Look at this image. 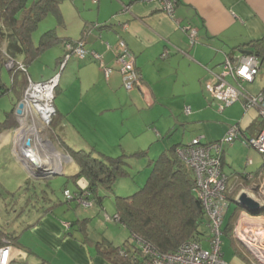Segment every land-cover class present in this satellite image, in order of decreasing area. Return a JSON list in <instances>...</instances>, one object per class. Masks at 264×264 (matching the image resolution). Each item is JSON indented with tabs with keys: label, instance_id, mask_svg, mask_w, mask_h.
<instances>
[{
	"label": "crops",
	"instance_id": "obj_1",
	"mask_svg": "<svg viewBox=\"0 0 264 264\" xmlns=\"http://www.w3.org/2000/svg\"><path fill=\"white\" fill-rule=\"evenodd\" d=\"M116 1L119 3L111 0L92 1L96 4L95 16L85 18L79 36H59L71 40L82 37L86 48L99 53L102 63L114 68V71L105 77L100 62L91 55L85 59L72 55L59 69L61 73L53 102L55 119L52 122L55 126L50 128L57 146L52 139L42 136L40 138L46 140L51 149L34 144L44 169L32 172V168L23 162L21 155H26V149L23 150L24 143L21 146L17 144L16 134H22L16 132L15 127L0 128V227L15 237L9 242L7 264H113L108 257L99 254L97 244L102 242L103 249H107L106 246L124 248L129 233L123 225L111 221L110 216H113L114 211L109 214L104 210V199L98 203L96 199L89 198L86 205L73 201L76 208H84L74 211H71L72 201L65 205H54L57 200L55 190L52 191L45 184L48 183L54 189L56 183L52 181L53 176L42 178L37 176V172L63 175L58 183H65V188L71 191L69 178L76 173L77 165L65 145L74 149L97 150L100 149L98 143L105 146L117 144L121 149L122 146H132L136 150L134 152L146 151L140 157L147 160V175L150 159H155L174 144H185L183 137L181 141L176 140L177 137H171L169 143H164V147L160 144L157 150L151 152L153 143L165 136L193 129V124H196L197 133L201 132L198 134L201 140H219L227 127L218 129L210 125L212 120L208 119L209 113L203 109L206 99L204 92L207 91L204 85L212 80L209 71H221L227 56L252 53L250 50H253V44L264 39V0H177L173 17L153 4L139 0ZM186 25L196 28L197 36L193 44H190L188 36L182 31V27ZM86 26L89 27L84 29ZM85 30L89 33L86 38L82 35ZM119 39L133 53L135 71L139 78V85L133 84L129 91L125 90L123 75L117 70L115 63L114 47ZM1 45L4 47L5 41ZM58 45L60 54L55 58L53 68L34 81L47 79L56 72L63 54L62 44ZM243 50L249 52H242ZM259 61V71L253 81L241 85L243 92L255 94L264 89L262 60ZM69 73L75 78L76 93L70 99L59 94V91L64 90L62 76L65 74L64 77H67ZM29 77L31 78L30 75ZM255 82L256 88L253 86ZM60 95L63 97H59ZM13 102L15 101L11 98L10 108L13 107ZM185 105L190 107L189 114L182 111ZM10 108L0 112V122L4 112ZM15 108L16 106L14 110ZM233 111L231 123L237 128V140L232 142H238V147H233L232 157L246 147L242 141L257 135L264 125L254 108L244 109L239 105ZM13 114L16 126H20L16 114ZM131 115V119L136 122L137 115L140 120L150 118V121L142 122L141 129L145 137L138 136L141 133L138 132L139 125L135 127L133 124L130 127L128 124L127 128L124 125V121ZM109 137L114 140L110 144ZM32 140L34 142L33 138ZM97 151L115 156L103 149ZM220 151L223 170L227 165L223 146ZM229 166L226 169L228 171L223 172L228 177L227 194L232 192L234 200L245 192L242 191V185L246 187L251 181L264 180V176L260 177L264 174V154L259 158L250 154L243 164L232 160V166ZM75 184L81 189L87 185V181L80 177ZM26 186L31 189H26ZM130 186L134 187L132 184ZM43 189L45 197L41 196L42 200L22 206L24 200L32 198L33 190L42 194ZM104 189L98 190L103 198L105 195L100 192ZM253 189L256 190L255 187ZM105 193L108 194L107 191ZM19 194L21 197L17 198ZM247 195L256 201L262 199L257 196V191ZM109 199L112 201L113 197L109 196ZM262 201L259 202L260 208L264 206ZM1 210L4 212L1 213ZM102 211L103 217L100 216ZM246 213L254 217L253 220L264 218L263 213L253 214L248 210ZM104 220L115 222L119 227H108ZM236 264L243 263L236 260Z\"/></svg>",
	"mask_w": 264,
	"mask_h": 264
},
{
	"label": "trees",
	"instance_id": "obj_2",
	"mask_svg": "<svg viewBox=\"0 0 264 264\" xmlns=\"http://www.w3.org/2000/svg\"><path fill=\"white\" fill-rule=\"evenodd\" d=\"M48 14L55 16L57 24L63 23L59 0H31L29 2L28 0H0V96L11 94V98L15 101L12 104L13 107L4 112L0 128L16 127L13 114L14 106L21 99L27 85L28 65L43 51L63 41L71 40L59 37L53 27L44 31L37 43L33 41L32 33L38 23ZM3 41H5L4 47L1 45ZM263 44L264 39L258 40L253 44V50H250L258 58L264 55ZM4 53L14 58H20L26 67V71L7 70L10 78L9 84L3 82L1 77L2 69L5 68L3 64L6 60ZM179 146L182 145L174 144L162 151L155 159L148 161L150 173L143 186H140L132 194L116 195L112 199L114 214L110 216L111 220L123 225L129 233L124 248L106 246L107 249H103L102 242L97 244L99 254L108 257L107 259L111 260L113 264H144L146 255L140 246L134 241H130L132 235L161 253L175 250L186 240H201L202 237L207 236V220L199 200L192 191L194 176L176 154ZM65 148L77 165L76 173L70 175L69 178L71 192L79 195L83 193V190L75 184L77 179L83 177L87 181L86 191L88 192V195H83L85 200L93 198L101 203L103 196L98 194L99 188L111 189L119 177L127 175L123 168L124 157L127 156L125 153L110 156L93 148L74 149L67 145ZM145 153L146 151H139L130 155L140 157ZM242 177L245 176L242 175ZM45 184L52 191L55 190L48 183ZM229 184L228 181V186H230ZM25 188L31 189L28 186ZM64 189H66L65 183L62 185V194ZM44 194L45 190L43 189L41 196L45 197ZM31 196L38 198L36 190H33ZM32 198L28 197L24 200L22 206L42 200L40 198L33 200ZM227 199L229 201L228 208L230 202L234 203V207L227 220L223 221L221 230L231 239L234 249L237 250L232 236V227L234 218L242 207L232 199V192L227 194ZM70 202L57 199L53 204L61 205ZM259 213L264 214V206L260 208ZM14 239L15 237L10 232H5L0 227V245L3 244V240H8L11 243V240Z\"/></svg>",
	"mask_w": 264,
	"mask_h": 264
},
{
	"label": "built area",
	"instance_id": "obj_3",
	"mask_svg": "<svg viewBox=\"0 0 264 264\" xmlns=\"http://www.w3.org/2000/svg\"><path fill=\"white\" fill-rule=\"evenodd\" d=\"M92 1L96 2L97 0ZM139 1L153 4L170 17H173L177 3V0ZM182 31L188 36L190 44L196 41L197 32L195 27L186 25L182 27ZM106 46L108 48V43ZM62 49L63 54L59 62L60 68L72 55L79 59H85L91 55L94 60L100 62L105 77H108L114 71V68L102 63V57L99 53L89 51L86 48L83 39L63 41ZM114 49L115 63L118 66L117 70L123 75L124 85L127 88H130L133 84L139 85L133 53L122 39L117 41ZM4 54L6 60L3 65L6 69L26 71L22 60ZM259 67L260 61L255 54L243 53L236 57L227 56L222 63L221 71H209L212 80L206 84V89L213 100L218 103L219 109L237 100H242L245 109H256L264 121V89L255 94L243 92L241 89L243 83L253 81ZM58 73L40 81H33L28 77L27 85L20 100L23 107L21 112L16 114L19 124L21 119L26 122L36 119L41 128L49 125L55 114L53 102L59 80ZM226 77H230L232 81L227 80ZM184 111L189 113L190 107L185 106ZM236 136L237 128L235 125H231L222 139L202 142L201 137H196L192 138L190 143L179 146L176 150V154L185 167L193 173L194 186L192 191L199 200L207 220L208 234L206 240L209 243V249L203 247V239H191L182 242L173 251L161 253L153 250L148 244L142 243L132 235L130 241H134L140 246L146 255L144 264H229L223 260L221 252V227L229 201L227 199V176L222 170L220 150L222 143L232 142ZM243 142L256 148L259 153L264 154V126L257 135L245 138ZM255 183L254 187L260 195L257 196L264 199V180ZM81 190H83V193L79 195L64 189V199L68 202L74 201L77 204L86 205L87 200L83 198V195L87 193L86 186L81 187ZM239 213L240 217L236 218L232 228V236L247 247L251 258H253L251 264H264V218L253 220L254 217L243 214L242 211ZM9 248V241L3 240V244L0 245V264L8 263Z\"/></svg>",
	"mask_w": 264,
	"mask_h": 264
},
{
	"label": "rangeland",
	"instance_id": "obj_4",
	"mask_svg": "<svg viewBox=\"0 0 264 264\" xmlns=\"http://www.w3.org/2000/svg\"><path fill=\"white\" fill-rule=\"evenodd\" d=\"M29 1H31V0H28V2ZM111 1H113L114 3H117V4L119 3L116 0H111ZM95 5L96 4L93 3L92 0H59V8H60V12L62 14L63 23L57 24L55 16L52 14H48L46 17H44V19L42 21H40L38 23L37 28L32 33L33 41L35 43H37L41 34L44 31H46L50 28H53V27L55 28L56 34L58 36L68 35V36H72L74 38L78 37L79 34L81 33L80 32L81 27L83 26L82 24L85 22V18H90L92 16H95V11H96ZM87 27H89V26H86L84 29H87ZM88 34L89 33H87V30L82 31V35H85V38H86V36H88ZM77 40H74V41H77ZM70 41H73V40H70ZM59 46L60 45H58V46L54 45L51 48L43 51L35 60H33L28 65L27 71H28V74L33 79V81L35 79H39L41 75L47 73L49 70L51 71V68H53V63L55 61V58L60 54V53H58L60 51ZM17 59L20 60V58H17ZM259 59L262 60L261 72L264 73V57H261V58L259 57ZM47 66H49V67H47ZM59 69H61V68H60L59 63H58V66H57V69L55 72V73L59 72L58 76H60V73H61V71ZM7 70L8 69H5V68L2 69L1 77H2L3 82H6L7 84H9L10 78H9V74H8ZM10 70H14V69H10ZM64 75L62 76V79L64 81L62 88L64 90L59 91V94L65 95L68 99H70V97L74 98L75 94H76L75 93V80H74L75 78H74V76H72L71 73H69V75L67 77H64ZM226 79L229 81H232L230 79V77H226ZM205 85H204V89L206 90ZM66 86H67V88H66ZM253 86L256 88V86H257L256 82L254 83ZM124 88L127 91H129L131 89V88H127L125 85H124ZM133 88H136V87L134 86ZM55 92H56V90H55ZM204 93L206 95V99H205V106L203 107V109L207 110V112L209 113L208 119L212 120L209 124L216 126L218 129H222L223 126L227 127V129L223 132V134L220 137V139H222L223 137H225L229 127L231 125H234V123H231L232 122V113H234L233 110H235L236 107H238L239 105L243 106V104L240 100H237V101L233 102L232 104L226 105L222 109H219L218 103L213 100L211 95L209 93H207V91ZM59 97L62 98L63 96L60 95ZM10 99H11V94H9V95L4 94V95L0 96V112L3 109L10 108V106H11L10 105L11 104ZM21 99H22V97H21ZM185 106H187V105H185ZM185 106H183L182 111L184 114H189L190 112L186 113L184 111ZM54 109H55V107H54ZM131 117H132V115L130 116L129 119H126L124 121V123H125L124 125H126V128H127L128 124H130V127L133 124H135V127L139 125L140 128H139L138 132H141V133H139L138 136L139 137H145L144 131L141 129L142 122L143 121H150V118L147 117L146 119L140 120L138 115H137V117H136L137 122H136V121H133L134 119L132 118L133 119L132 120ZM54 119H55V114L53 115V118L51 119L48 126L42 127V128L40 127V129H39V127H36V135L31 134L30 137L34 139V142L35 141L38 142V147L43 146V142H47L46 140H42L40 138L41 136H42V138H45V137H47V139L49 138L48 140L52 139L53 143L56 145V141L54 140L55 138L52 137L51 131H50V128L55 126L54 124H52L53 123L52 121H54ZM33 123H34V121H33ZM33 123H32V121H28L27 123H24V124L27 126H30V125H33ZM21 126H22V122L20 121V126L17 125L15 127L16 132L21 128ZM196 127H197V125L193 124V129H188L182 133L180 131L178 134H176L177 132H175L172 135H170V137L165 136L160 141H155L153 143L152 148H151V152L154 150H157L158 147H160V144H162L164 147V143H169L170 142L169 139L171 137H177L176 140H180V141L182 140L181 138L183 137L185 144L190 143L192 138H196V137L200 136L198 134H201V132L197 133ZM16 137H17V134H16ZM124 137L125 136H123V138ZM92 138H93V136H92ZM111 140H113V138L109 137V144H110ZM201 141L205 142L204 140H201ZM161 142H163V143H161ZM242 144L245 145L246 147H249V149L246 147H245L246 149L242 148L239 152L237 151L238 154H234L233 157H232V150H233V147H238L237 146L238 142H228V143H223L221 145V147L222 146L224 147L228 166L229 165L232 166V160H236L237 164L239 162H241L243 164L245 162V160L248 158V156H250V154L256 155L258 158L261 157L262 154H260L256 148L243 143V141H242ZM116 145L117 144H114L113 146H105L103 143L102 144L98 143V146L100 149L97 148V150L103 149V150H106L107 153L114 154L115 156L121 154L122 152L127 154V156L124 157L125 164L123 165V168L127 172V175L119 177L114 182L111 189H107V190L104 189L100 192V193L103 192L102 195L103 194L105 195L103 198L104 199L103 200V206H104V210L109 214H111L114 211L112 204H111L112 201H111V199H109V196L114 198V196L119 195V194H125V195L132 194L135 190H137L139 188L138 186L144 185L146 178H147L148 174L150 173V171H149V173L147 175L145 174V170L147 169V167H146L147 160L145 161L144 157H136V156L130 155V154H133L134 151H136L135 149H133L132 146L130 148L122 146V149H121L120 146H116ZM135 148H137V147H135ZM94 150H96V149H94ZM37 151H38V149H37ZM157 154L155 156H157ZM227 165L224 166L223 170L228 171V170H226V169H228ZM37 176H43V178L44 177L50 178L53 176L54 179H52V181L54 183H56V186L54 188L55 193H56L55 195L57 196L58 200L59 199L65 200L64 199L65 197L62 194V184L58 183L59 180L62 179L63 175L55 174V172H43V171H41L40 173H38ZM263 176H264V174L262 173L260 177H263ZM255 182L256 181H251V183L249 185H247L246 187L244 185H242V187H243L242 191H245L246 194L247 193L250 194L252 191H254L256 193V190L253 189L254 184H256ZM130 183L132 185H134V187L130 186L131 185ZM70 187H71V182H70ZM104 191L105 192L107 191L108 194H106ZM121 191L123 193H120ZM16 197L17 198L21 197V195L19 194ZM40 197H41V194H38V198H40ZM2 198H3V195H2ZM17 198L15 199V202H17ZM1 200L2 199L0 198V202H1ZM261 201H262V203H264V199L258 200L257 202L259 203ZM32 203H33V201H32ZM71 203H72L71 204V207H72L71 211H74L75 209H77V210L84 209L81 206H78L77 208L75 206H73L74 205L73 201ZM10 207H12V206L10 205ZM233 207H234V203L230 202V207L227 209V213L225 215L224 221L227 220L228 215H229V213H231V210L233 209ZM241 207L242 208L239 210V212L242 211L243 214H247L246 213V211H247L246 207H244L243 205ZM12 209H13V207H12ZM69 211H70V209H69ZM3 212L4 211L1 210V213H3ZM239 212L236 214V216L234 218L235 219L234 222H236V218L238 219L240 217ZM249 212H251V211H249ZM103 214H104V212L102 211L100 213V216H102ZM104 222H106V225L108 227H113L114 225H116V226L118 225L115 222H109V220H104ZM117 227H119V226H117ZM232 233H233V231H232ZM202 239H203L202 240L203 247L206 249H209V243L206 240L207 237L206 236L202 237ZM220 239H221L222 258L225 262H227L229 264H236V260H237L238 262H240V263L242 262L243 264H251L252 263L253 258H251V254L249 253L247 247L244 246L243 243L238 242L235 238H233L234 243L237 247V250H235L234 246L232 245L231 239L226 234L222 233ZM234 257H237V259H234Z\"/></svg>",
	"mask_w": 264,
	"mask_h": 264
},
{
	"label": "bare ground",
	"instance_id": "obj_5",
	"mask_svg": "<svg viewBox=\"0 0 264 264\" xmlns=\"http://www.w3.org/2000/svg\"><path fill=\"white\" fill-rule=\"evenodd\" d=\"M20 121L22 122V126L17 132H20L23 137L20 135H17V140H18L17 144L21 146L24 143L23 150H24V148L26 149V155H21L22 160L24 163H26L27 165H29L32 168V169L30 168L32 172L35 171L36 169H42V168L44 169L43 162L40 160V158L36 154L37 149L35 147L36 146L38 147V142H36V141L33 142L32 138L30 137L31 134L36 135V127H39V129H40V125L38 124L36 119L33 120L34 123L32 121L33 125H30V126H27L24 124V123H27L28 121L26 122L23 119H21ZM28 141H29V143L27 144ZM34 144H36L35 147H34ZM43 146L50 149L48 142H43Z\"/></svg>",
	"mask_w": 264,
	"mask_h": 264
},
{
	"label": "water",
	"instance_id": "obj_6",
	"mask_svg": "<svg viewBox=\"0 0 264 264\" xmlns=\"http://www.w3.org/2000/svg\"><path fill=\"white\" fill-rule=\"evenodd\" d=\"M242 52H249V51L243 50ZM22 107H23V103L19 101L16 105L14 113L19 114L21 112ZM28 143L29 141L27 142V144ZM36 170L39 171L38 169ZM234 201L238 203L239 205L241 206L243 205L244 207H246V209L251 211L253 214H256L259 212V209H260L259 203L255 201L253 198H251L250 196H248L245 192L240 193Z\"/></svg>",
	"mask_w": 264,
	"mask_h": 264
}]
</instances>
